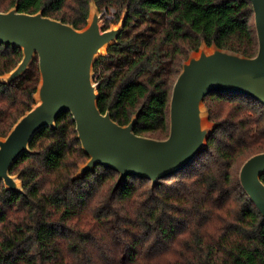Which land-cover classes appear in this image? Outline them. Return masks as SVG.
Returning <instances> with one entry per match:
<instances>
[{"label": "trees", "instance_id": "trees-1", "mask_svg": "<svg viewBox=\"0 0 264 264\" xmlns=\"http://www.w3.org/2000/svg\"><path fill=\"white\" fill-rule=\"evenodd\" d=\"M91 1L116 8L106 28L129 10L94 75L99 108L123 125L139 111L134 130L142 136H168L173 86L202 41L257 53L249 0H0V11L17 4L83 28ZM21 58L20 48L0 43V75ZM39 81L35 57L18 79L0 82V136L30 109ZM204 105L217 123L205 151L156 186L132 175L117 188L118 172L103 165L74 178L88 156L63 111L12 167L23 192L0 181V264H264V218L239 180L248 158L264 152V105L222 92Z\"/></svg>", "mask_w": 264, "mask_h": 264}, {"label": "water", "instance_id": "water-1", "mask_svg": "<svg viewBox=\"0 0 264 264\" xmlns=\"http://www.w3.org/2000/svg\"><path fill=\"white\" fill-rule=\"evenodd\" d=\"M253 6L258 49L255 56L208 46L202 41L182 64L169 102V133L164 139L135 133L139 111L127 124H119L109 110L99 108V83L95 80L97 58L107 54L125 28L126 8L117 23H102L104 12L95 1L83 28L50 17L42 10L21 12L18 5L0 11V43L22 50L12 71L0 75L10 84L22 76L33 59L39 60L34 103L11 130L0 136V181L13 192H23L16 160L31 152V141L41 130L56 128V120L69 111L77 138L88 160L79 165L74 178H82L98 165L116 170L117 188L134 175L150 179L152 186L178 174L208 147L217 123L209 119L204 99L212 92L247 95L264 105V0H249ZM264 152L248 158L241 166V187L264 218Z\"/></svg>", "mask_w": 264, "mask_h": 264}, {"label": "built area", "instance_id": "built-area-1", "mask_svg": "<svg viewBox=\"0 0 264 264\" xmlns=\"http://www.w3.org/2000/svg\"><path fill=\"white\" fill-rule=\"evenodd\" d=\"M103 12H104L103 18H105V20H111L115 18L116 8L110 7L109 10L105 9L103 10Z\"/></svg>", "mask_w": 264, "mask_h": 264}, {"label": "rangeland", "instance_id": "rangeland-1", "mask_svg": "<svg viewBox=\"0 0 264 264\" xmlns=\"http://www.w3.org/2000/svg\"><path fill=\"white\" fill-rule=\"evenodd\" d=\"M104 21H105V18H103L102 23H105Z\"/></svg>", "mask_w": 264, "mask_h": 264}]
</instances>
